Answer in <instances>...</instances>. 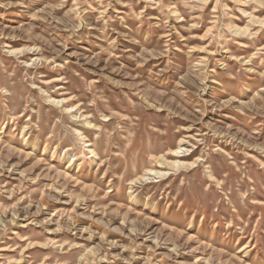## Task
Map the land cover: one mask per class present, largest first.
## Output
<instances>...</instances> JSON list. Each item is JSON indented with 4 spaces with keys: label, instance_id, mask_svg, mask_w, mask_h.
<instances>
[{
    "label": "rangeland",
    "instance_id": "rangeland-1",
    "mask_svg": "<svg viewBox=\"0 0 264 264\" xmlns=\"http://www.w3.org/2000/svg\"><path fill=\"white\" fill-rule=\"evenodd\" d=\"M0 264H264V0H0Z\"/></svg>",
    "mask_w": 264,
    "mask_h": 264
},
{
    "label": "bare ground",
    "instance_id": "bare-ground-1",
    "mask_svg": "<svg viewBox=\"0 0 264 264\" xmlns=\"http://www.w3.org/2000/svg\"><path fill=\"white\" fill-rule=\"evenodd\" d=\"M80 118V117H79ZM152 171V170H151ZM211 177V176H210Z\"/></svg>",
    "mask_w": 264,
    "mask_h": 264
}]
</instances>
